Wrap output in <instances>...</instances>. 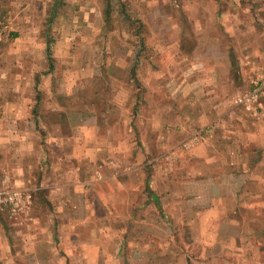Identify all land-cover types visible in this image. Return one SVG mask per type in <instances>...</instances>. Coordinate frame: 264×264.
Instances as JSON below:
<instances>
[{
  "label": "crops",
  "instance_id": "1",
  "mask_svg": "<svg viewBox=\"0 0 264 264\" xmlns=\"http://www.w3.org/2000/svg\"><path fill=\"white\" fill-rule=\"evenodd\" d=\"M30 1L43 2L45 23L41 30L28 27L33 38L27 57L32 64L44 63L43 57L49 62L50 32L64 0ZM200 1L206 6L188 10L189 30L184 24L164 26L153 44L139 30L138 41L125 40L124 48H99L98 63L106 64L109 72L97 79L107 81L108 99L100 100L101 107L93 108L92 119L86 118L85 124L69 121L71 111L59 102L45 106L36 117L27 107L30 126L17 122L18 129L3 131L11 136L3 145L21 148L12 155L13 169L7 171L14 182L4 181L0 188L20 190L29 200L7 213L6 226L0 223V264L14 260L13 264H146L150 255L151 264H165L162 255L147 248L146 234L119 232L117 225L127 218L103 219L93 212L101 208L111 216L118 204L123 209L131 206L129 200L120 204L121 194L111 188L116 184L128 186L129 197L144 185L163 208V197L159 199L144 170L146 158L152 159L150 163L160 159L156 163L163 164L157 166H163L165 175L182 178L171 185L170 193L186 191L203 200L191 224L195 237L213 251L208 264H264V136L257 134L259 128L264 130L260 101L264 91L250 90L251 82L264 80V59L259 57L264 37L260 39V26L252 20L257 11L242 9L243 0H236L233 10L224 8L227 0ZM151 45L156 46L154 59ZM117 61L125 71L115 75ZM36 73L33 68L34 82L39 81ZM33 87L28 92L9 90L10 95L52 93L51 89L40 94L37 85ZM95 89L93 95L103 97L102 88ZM66 94L61 89L56 96ZM82 111L79 107L77 116L84 120ZM126 145L133 147L129 156H120L124 152L118 149ZM37 146L41 153L37 164L31 156L25 160L18 155L20 149L32 154ZM49 149L55 154L47 158ZM185 156L191 164L185 170L176 167ZM117 157L135 166H122ZM25 163L33 169L26 180L13 173L25 172ZM134 174L142 181L130 189L129 177ZM37 193L43 201L36 199ZM175 256L177 264H193L187 253L175 251Z\"/></svg>",
  "mask_w": 264,
  "mask_h": 264
},
{
  "label": "rangeland",
  "instance_id": "2",
  "mask_svg": "<svg viewBox=\"0 0 264 264\" xmlns=\"http://www.w3.org/2000/svg\"><path fill=\"white\" fill-rule=\"evenodd\" d=\"M28 2L29 6L32 4V9L26 7ZM238 2L236 0H227L223 2L225 4L224 8L233 10ZM202 6L205 7L206 5L205 2L200 0H64L62 1L61 15L55 17L52 31L50 32L52 41L50 40L51 55L49 62L45 61L47 57H43L45 58L42 59L44 63L32 64L33 59L27 57L28 49L26 48L28 42L33 38V34L28 27L36 25L39 30L43 29V24L45 23V15H43L44 4L40 1L35 4L30 0H0V186L4 185V181L5 184L10 181L14 182L11 179L12 177L7 174V171L9 168L13 169L11 164L12 155L21 148L20 145H3L11 138L10 135H3V131L18 129L17 122L21 126H30L26 122V119L29 118L27 116V107L31 106L34 113L33 117H36V113L43 111L45 106L60 102L68 107L72 113L67 116L69 121L85 124L87 122L86 118L88 121L92 119L93 108L101 107L100 100L108 99L109 89L107 81L103 77L99 80L97 79L99 74L104 75L109 72L106 64L101 67V63H98L97 54L99 48L107 51L113 47L114 49L124 48L125 40L133 39V41H138L136 34L139 30L142 37H146L145 40L150 42V44L155 43L157 36L161 35V30L164 26L168 29L172 25L184 24L189 30L190 26L187 22L189 19L188 10L190 7L198 9ZM241 7L242 9L243 7L245 9L249 8L252 12H254L255 8L257 15L253 16L252 20L253 23L259 24L260 39L263 38L264 2L256 1L255 5L251 1L243 0L241 1ZM180 11L184 13L179 15ZM244 19L247 20L248 18L244 17ZM155 27H157V35L151 33L153 31L152 28ZM252 34L255 35L254 32ZM252 34L249 35L251 36ZM228 35L230 34L228 33ZM40 43L41 41L38 40L37 46ZM261 46L263 47V44H260L259 49V57L262 60L264 59V47L261 48ZM185 47L187 49L188 43L185 44ZM149 51L154 59L157 53L156 46L150 47ZM260 63L263 62L260 61ZM100 67L101 69H99ZM33 68H36L39 72L38 74L36 73V75H39V81L35 80L34 82L33 80ZM124 71L125 66L117 61L113 73L116 75ZM148 82L152 84L150 77ZM33 84L37 85L36 90L40 94L45 92V90L51 89L52 93L49 96L25 95L18 97L10 95L9 90L17 88H23L24 92H28L29 89L35 88ZM95 87L102 88L103 97L96 96L97 94L93 95L96 90ZM254 87L264 91V80L251 82L250 90ZM61 89L67 94L61 97L56 96ZM77 93L81 94V96L78 97ZM260 99L262 105H264V94ZM79 107L84 110L81 116L84 120L77 116ZM16 116H18V120ZM245 117L250 120L248 116ZM36 120L39 121L38 118ZM40 126L39 121L37 128H40ZM257 134L261 137L264 136V130L259 128ZM36 148L31 150L33 151L32 154L20 149L18 155L25 160L28 159V156H31L30 160H34L33 164H37L39 158H41V153L39 146ZM132 148L129 145H126V147L121 146V149L118 150L124 153H120V156H129L128 153ZM5 149L7 151L10 150V152H5ZM149 152L151 151L149 150ZM156 152L157 150L154 151V153ZM48 153L47 158H50L51 155L55 154V151L49 149ZM117 158L121 159L120 163L122 166L133 165V163L123 160V157ZM159 160L155 161L153 159V162L150 163L152 159L146 158L145 161L149 163L147 168L143 169L148 172L149 178L151 177L152 188L160 193L159 199L163 197L160 201L163 204L162 209L158 207L151 195L147 193L144 185H141L142 189H136V193L131 194L129 197L126 191L128 186L116 184L115 188L110 187L114 189V192L121 194L120 199L118 198L120 204H123L121 200H129L131 206L129 205L128 208L123 209L118 204L117 208L113 209L114 212L111 216L109 213H105L106 210L101 208L93 212L96 216H100L103 219L106 218L105 216H115L116 218L124 216L127 218L126 222L117 225L119 232L123 233L127 229V232L130 231L133 235H136L133 237L146 234L148 238L146 242L147 248L150 251L154 250L153 253H159V256L162 255L161 258L165 264H177L175 262V251L189 254L193 264H208L213 251L205 248L202 240L195 237L194 225L193 223L191 224V219L195 216L194 213L197 206L199 204L201 207L203 200L199 199L198 195H189L186 191L178 192L176 188V193H170L171 185L175 186L177 181L182 178L176 180L171 175H165L163 166H157V164L163 165L162 163H156ZM168 161L170 163L169 159ZM190 164L191 160L188 156H185L178 160L176 167L185 170ZM14 172H17V177L25 180L30 177V172L33 175L32 167L26 163L25 172L20 171L18 173V170H14ZM129 178H131L129 180L131 181L130 189L136 187L135 184L142 181L137 174ZM182 181L179 182L182 183ZM160 190H164L166 193L160 192ZM41 195L37 193L36 199L43 201L44 198ZM43 195L46 194L44 193ZM95 195L99 197L101 194L95 193ZM144 199H146V204ZM247 200H249L248 197L245 198V201ZM5 216H7L6 212H0V223L6 226V223H3L5 222ZM194 246L196 247L194 248ZM90 258L92 260V257ZM151 259V255L147 256L146 264H151ZM11 263H15V260Z\"/></svg>",
  "mask_w": 264,
  "mask_h": 264
},
{
  "label": "built area",
  "instance_id": "3",
  "mask_svg": "<svg viewBox=\"0 0 264 264\" xmlns=\"http://www.w3.org/2000/svg\"><path fill=\"white\" fill-rule=\"evenodd\" d=\"M254 92L252 95H254ZM29 195L22 193L20 190L14 188H0V212H13L18 208L20 203L24 201L27 203Z\"/></svg>",
  "mask_w": 264,
  "mask_h": 264
}]
</instances>
